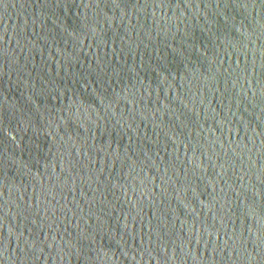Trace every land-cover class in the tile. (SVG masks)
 Masks as SVG:
<instances>
[{
    "label": "water",
    "instance_id": "obj_1",
    "mask_svg": "<svg viewBox=\"0 0 264 264\" xmlns=\"http://www.w3.org/2000/svg\"><path fill=\"white\" fill-rule=\"evenodd\" d=\"M0 264H264V0H0Z\"/></svg>",
    "mask_w": 264,
    "mask_h": 264
}]
</instances>
